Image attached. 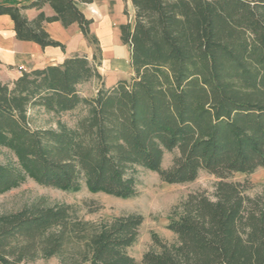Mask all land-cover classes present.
I'll return each instance as SVG.
<instances>
[{"label":"trees","instance_id":"obj_1","mask_svg":"<svg viewBox=\"0 0 264 264\" xmlns=\"http://www.w3.org/2000/svg\"><path fill=\"white\" fill-rule=\"evenodd\" d=\"M92 1L0 0L17 40L64 51L44 28L60 22L76 25L95 48L91 58L75 53L0 81V145L18 159V167L0 163V193L30 177L127 199L136 194L139 169L168 184L204 170L220 179L214 199L189 194L167 224L175 243L153 235L159 249L145 251L141 264H264V194L247 195L249 182L226 180L264 167V0H125L133 19L120 24L119 38L132 74L110 88L99 72L93 19L82 11ZM45 4L52 14L42 11ZM33 8L39 12L29 19L25 11ZM95 79V96H81L77 87ZM81 104L88 111L74 127L29 125V108L59 114ZM142 220L129 214L95 224L70 204L24 207L0 215V264L63 254L70 244L74 264H135L126 248Z\"/></svg>","mask_w":264,"mask_h":264},{"label":"rangeland","instance_id":"obj_2","mask_svg":"<svg viewBox=\"0 0 264 264\" xmlns=\"http://www.w3.org/2000/svg\"><path fill=\"white\" fill-rule=\"evenodd\" d=\"M18 1V0H7ZM103 2L105 5H103ZM108 6V9L104 8ZM106 9V10H104ZM117 10L120 20L107 22L109 12ZM82 11L87 18L93 19L90 31L95 33L101 48V66L99 72L103 78V85L106 88L114 85L118 80L129 79L132 71L128 62V47L122 46L119 36V26L124 21L133 19V9L130 2L125 0H93L90 4L82 6ZM124 12L126 13L124 15ZM103 25L109 27V33L113 34V45L120 49L114 53L115 59L107 60L111 57V51L106 52V40L103 33ZM76 30V27H73ZM110 48H113L110 46ZM94 47L90 44L83 46L79 53L91 58ZM106 52V53H105ZM78 53V54H79ZM11 67L0 77L2 83H11L9 80ZM101 85L98 80H91L81 83L78 93L81 96L90 98L95 96L96 89ZM29 125L32 128L57 129L60 125L74 127L82 117L87 114L88 108L83 104L76 106L72 110L55 114L41 107L28 109ZM174 155L166 153L163 157L161 166L168 168ZM0 163L18 167V159L12 150L0 145ZM135 178L136 194L127 199L110 196L101 191L91 192L83 185L79 190H62L55 187H48L37 184L32 178L27 177L18 186L0 193V215L18 211L24 207L34 204H41L44 207H52L55 204L72 205L78 216L84 221L99 223L109 221L118 216L129 214H139L143 220L138 228L135 242L126 248V253L132 256L135 264H141L142 255L145 251L152 249L157 251L158 245L153 241L152 236L168 244L175 243L176 235L167 228L171 219L181 213V203L187 199L189 194H205L210 199H214V192L219 178L204 170L200 171L193 181L187 183L168 184L162 181L154 172L139 169ZM227 181L249 182V187L245 191L247 195L264 194V167L257 169L250 174L234 173L226 178ZM151 207V208H150ZM79 246L80 250L82 248ZM73 247H64L63 254H55L45 257L42 254H35L30 259L21 264H74L72 260Z\"/></svg>","mask_w":264,"mask_h":264},{"label":"crops","instance_id":"obj_3","mask_svg":"<svg viewBox=\"0 0 264 264\" xmlns=\"http://www.w3.org/2000/svg\"><path fill=\"white\" fill-rule=\"evenodd\" d=\"M18 1L25 2L26 0ZM103 5H105L104 2ZM104 8L108 9V6ZM42 11L45 15L52 14L51 7L48 4L43 6ZM38 12L39 10L33 8L26 10L25 14L29 19H32ZM108 15L109 16H106V18L109 23L112 20L115 22L120 20L116 9L113 12H109ZM125 22L127 21L123 23ZM74 26L76 30L73 29ZM44 28L53 39L64 46V51L59 47L49 46L41 48L35 42L17 40L16 36H14L13 21H11L10 17L6 14L0 15V77L5 73L8 67L12 68L9 80H13L20 75V68L30 70L45 67L49 64H58L62 62L65 57L79 53L81 48L87 43L82 33L78 31L76 25L65 28L60 22H48L44 25ZM103 28L107 48L105 50L107 53L111 51V57H109V59L107 58V60L115 59L114 53L120 51V49H117V47L113 45V34L109 33V27L107 28L103 25ZM110 46L113 48H110Z\"/></svg>","mask_w":264,"mask_h":264},{"label":"bare ground","instance_id":"obj_4","mask_svg":"<svg viewBox=\"0 0 264 264\" xmlns=\"http://www.w3.org/2000/svg\"><path fill=\"white\" fill-rule=\"evenodd\" d=\"M151 208V207H150Z\"/></svg>","mask_w":264,"mask_h":264}]
</instances>
